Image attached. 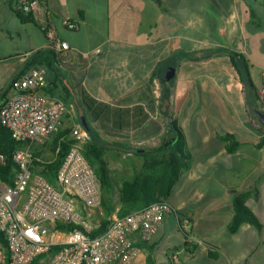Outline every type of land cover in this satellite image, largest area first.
<instances>
[{
  "label": "crops",
  "instance_id": "obj_1",
  "mask_svg": "<svg viewBox=\"0 0 264 264\" xmlns=\"http://www.w3.org/2000/svg\"><path fill=\"white\" fill-rule=\"evenodd\" d=\"M9 8L42 35L18 54L12 78L28 69L32 51L46 49L42 27L52 25L60 36L71 31L61 24L68 17L78 27L76 40L62 37L71 46L62 74L109 109L106 119L90 122L99 137L147 146L158 134L170 137V120L183 135L190 161L166 198L173 211L150 240L136 244L131 264H264V125L254 112H264V0H38L31 23L18 19L14 0ZM157 68L171 78L167 114L151 90ZM150 122L160 132L153 134ZM43 146L37 151L50 158ZM103 159L124 177L141 171L147 157L107 149ZM118 176L117 191L129 179ZM232 191L244 194L259 229L243 222L228 230Z\"/></svg>",
  "mask_w": 264,
  "mask_h": 264
},
{
  "label": "built area",
  "instance_id": "obj_2",
  "mask_svg": "<svg viewBox=\"0 0 264 264\" xmlns=\"http://www.w3.org/2000/svg\"><path fill=\"white\" fill-rule=\"evenodd\" d=\"M37 3L14 0V7L31 13ZM61 24L71 31L78 27L68 17ZM42 30L46 49L61 59L62 67L71 46L52 25ZM46 86L45 69L35 64L10 80L0 101V125L22 144L12 151L15 170L9 181L0 176V264H131L136 244L150 240L173 207L159 200L123 216L115 211L105 230L91 235L103 213L94 169L82 153L86 132L72 119L73 104L49 96ZM65 116L71 124L59 137L53 158L60 142L69 140L68 150L50 182L39 170L53 158L34 155L31 147L46 145ZM4 164L0 151V166Z\"/></svg>",
  "mask_w": 264,
  "mask_h": 264
},
{
  "label": "trees",
  "instance_id": "obj_3",
  "mask_svg": "<svg viewBox=\"0 0 264 264\" xmlns=\"http://www.w3.org/2000/svg\"><path fill=\"white\" fill-rule=\"evenodd\" d=\"M18 19L23 23L33 22L30 13H25L21 10H14ZM42 33L43 30L41 29ZM235 54V53H233ZM40 65L45 69L47 86L45 92L58 100H61L66 105L72 103V95L68 89L63 85L60 79V73H63L60 66L61 59L50 50H34L30 53L26 66ZM242 74V73H241ZM246 83L251 86V81L248 77L247 71L244 69L243 74ZM169 73L159 68L153 71L152 77H156L162 87L160 95V106L164 97H169L170 86L168 85L171 78H167ZM243 76V77H244ZM8 86V85H7ZM7 86L0 91V101L6 93ZM75 88V95L83 107L87 120L91 128V132H86V140L83 144L82 153L86 160L93 159L96 163L94 170L96 178L99 180L103 189V195L100 194V207H102L105 215L100 220V226L91 231V235L102 233L106 228L107 217L112 213L114 206L112 204L113 197L112 185L107 173L106 162L103 159V152L109 148L105 147L107 143L99 137L97 132L91 127L90 120L96 121L100 118L106 119L104 113H108L109 109L105 104L97 102L90 95H88L78 85H73ZM161 114H167L160 112ZM176 128L177 139H175V132L172 129L171 122H169L170 137L161 139L156 144L142 146L139 148H148L147 152L134 153L147 157L143 163L142 169L135 172L132 177L124 180L117 193V203L120 208L117 211L118 216H123L133 210L141 209L147 205L159 201L166 200L170 195L173 186L177 183L180 173L189 167L190 154L184 147V138L177 127L175 121H172ZM67 129H61L52 139L50 148L54 152L57 147L59 137L65 135ZM69 140L60 142L59 150L50 163L44 164L43 168L39 170L48 181L52 182L54 179L55 170L60 165L63 157L68 150ZM22 146L21 143L14 141L8 130L0 125V151L5 154V164L0 166V176L2 179L9 181V176L14 173L15 165L12 161L11 154L16 147ZM124 147V146H123ZM128 148V147H127ZM34 155H40V152L32 148ZM233 192L232 204L233 215L228 224L230 232L235 231L243 222H248L256 228L261 227V223L257 216L250 210L243 201V193ZM101 209V210H102Z\"/></svg>",
  "mask_w": 264,
  "mask_h": 264
},
{
  "label": "rangeland",
  "instance_id": "obj_4",
  "mask_svg": "<svg viewBox=\"0 0 264 264\" xmlns=\"http://www.w3.org/2000/svg\"><path fill=\"white\" fill-rule=\"evenodd\" d=\"M59 32H60L59 34H60L61 38L62 37H68V38H71L72 40H76V39H73V37H72L74 35V33L72 31L66 32L63 30H59ZM41 42H42V35L36 27H34L31 24L21 25L16 20L15 16H13V14L10 12L9 0H6L4 3L0 4V91L6 85H8L12 76L18 71V69L20 67L18 54H25L24 52L30 51L34 46H37ZM84 42H85V40H84ZM77 44L81 48H84L81 46V43H77ZM251 48L252 47L249 44L248 50H250ZM77 50H79V52H83L82 49L77 48ZM241 60H242V58H241ZM148 67H149V63L147 62V69H148ZM61 70L64 71L63 68ZM161 89H162L161 84L156 79L155 83H152V85H151L152 94L153 95L154 94L160 95ZM71 113H72V119L74 121H76L77 114H76L75 108L72 110ZM69 124H71V121L67 116H65L61 129H67V131H68ZM149 127L152 128L153 134H155V133L160 132L161 125L158 123H155V122H150ZM53 137L51 138V140L47 141V144L44 145L45 147L43 146L45 148V149H43V150H45V154L47 155V157H50V158H45V160L53 158L54 152L50 148V144H51ZM161 137H162V134H158L155 136V138L153 140L147 141V144H149V145L156 144L162 139ZM31 148H34L36 150L41 149V147H39L37 145L32 146ZM83 149H84V147H83ZM89 163L92 166V168L95 170V168H96L95 161L93 159H89ZM128 164H130L133 169L135 168V166H132V161H129ZM106 167H107V163H106ZM115 172H117V173H115L116 175L113 174L114 171L112 170V168H109V169L107 168V173L109 174L108 176H109V179L111 181L110 182L111 185L113 184V185L117 186V179L115 177L118 175H119L118 176L119 178L121 176H122V178H130L132 176V175L131 176L127 175V176L123 177V175H124L123 170H121V171L115 170ZM253 174H254V172H253ZM97 181H98L97 183L99 186L100 194L102 196L103 195V189H102L98 179H97ZM119 182L120 181L118 180V183ZM113 185L111 186L112 187L111 196L113 197L112 204L114 206V209H113L111 214H113L115 212V208L118 207V204H117V193H118V191H117V189H115V187H113ZM119 208L120 207H118L117 211L119 210ZM101 209H102V207H101ZM102 213L104 216L105 213H104L103 209H102Z\"/></svg>",
  "mask_w": 264,
  "mask_h": 264
},
{
  "label": "water",
  "instance_id": "obj_5",
  "mask_svg": "<svg viewBox=\"0 0 264 264\" xmlns=\"http://www.w3.org/2000/svg\"><path fill=\"white\" fill-rule=\"evenodd\" d=\"M60 79L63 83V85L68 89L69 93L72 95V103L74 105V108L76 110V114H77V120L79 122V124L83 127V129L86 132H91V128L89 125V122L87 120L85 111L83 109V107L81 106L78 98L75 95V91L74 88L72 87V85L69 83L68 79L62 74L60 73ZM169 78V76L167 77ZM169 104V97H164L160 106V112L165 113L167 112V107ZM254 112L256 113V115L258 116V120L259 122L264 125V112H262L259 109H255ZM171 122V126L173 131L176 133L175 134V139H177V132H176V128L173 126L172 124V120H170ZM106 148L109 149H116L119 151H124V152H129V153H143V152H147L148 148L144 147V148H139V147H123V146H119V145H115V144H105Z\"/></svg>",
  "mask_w": 264,
  "mask_h": 264
},
{
  "label": "flooded vegetation",
  "instance_id": "obj_6",
  "mask_svg": "<svg viewBox=\"0 0 264 264\" xmlns=\"http://www.w3.org/2000/svg\"><path fill=\"white\" fill-rule=\"evenodd\" d=\"M89 122V121H88ZM90 122H92V120H90Z\"/></svg>",
  "mask_w": 264,
  "mask_h": 264
}]
</instances>
